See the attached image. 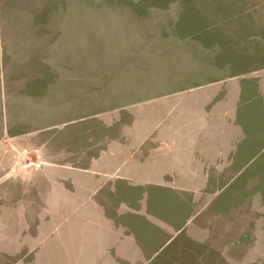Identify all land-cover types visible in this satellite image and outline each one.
<instances>
[{"label": "crops", "instance_id": "1", "mask_svg": "<svg viewBox=\"0 0 264 264\" xmlns=\"http://www.w3.org/2000/svg\"><path fill=\"white\" fill-rule=\"evenodd\" d=\"M5 25L0 35L8 66L21 41L20 57H41V30L23 28L17 32L24 38L16 39ZM8 66L10 99L16 96L11 92L16 86L24 87L25 96L27 86L34 89L41 83L35 91L40 96L47 80H63L62 74L33 70L29 78L30 69L14 76ZM257 85V92L250 86L245 99L239 83L216 88L198 106L197 128L183 126L189 132L178 141L175 154L168 151L176 144L173 137L156 136L159 126L144 124L141 128L150 131L130 140L123 124L120 136L109 139L81 168L48 164L41 155L37 159L30 140L25 143L2 122L0 174L10 177L0 185V200L8 210L17 207L19 212L17 217L0 213V224L17 227L15 244L9 245L6 238L8 245L0 248V264H255L256 258H264V181L254 189L238 180L257 156L263 161L244 178L264 177V142L249 156L244 148L252 144L247 131L252 116L244 114L256 109L264 119V82ZM252 101H257L256 107L241 110L243 103ZM45 122L40 118L28 127L44 130ZM254 125L262 130L259 122ZM181 128L169 130L179 134ZM15 197L19 205L10 208ZM176 205L192 215L175 218L170 209ZM6 231L0 229L2 239Z\"/></svg>", "mask_w": 264, "mask_h": 264}, {"label": "rangeland", "instance_id": "2", "mask_svg": "<svg viewBox=\"0 0 264 264\" xmlns=\"http://www.w3.org/2000/svg\"><path fill=\"white\" fill-rule=\"evenodd\" d=\"M5 24L16 39L24 38L17 31L36 26L43 52L33 61L22 58L21 41L8 66L0 35V124L8 122L25 143L29 139L31 154L45 156L48 164L84 167L109 139L120 136L123 124L130 140L150 131L141 128L144 124L159 126L156 136L173 137L176 144L168 151L175 154L178 141L189 132L183 126L197 128L198 106L216 88L239 83L245 99L250 86L257 92V83L264 82V0H0V29ZM7 66L14 76L30 69L29 78L41 71L62 74L63 80H47L40 96L35 91L41 83L27 86L25 96L24 87L16 86L10 99ZM195 87L202 90L184 92ZM242 105L241 110L256 107L257 101ZM249 111L244 114L252 116L247 156L264 142V119L259 110ZM40 118L48 125L44 130L28 127ZM254 122L262 125L261 131ZM181 126L179 134L169 130ZM253 161L244 176L263 157ZM244 176L238 180L254 189L264 181L261 175ZM9 177L0 174V185ZM0 202V213L17 217V207L8 210ZM17 205L18 199L11 198L10 208ZM170 211L179 219L192 215L178 205ZM3 225L0 229L7 231L0 248L8 245L6 238L15 244L17 231L15 225ZM262 260L256 258L255 264Z\"/></svg>", "mask_w": 264, "mask_h": 264}]
</instances>
